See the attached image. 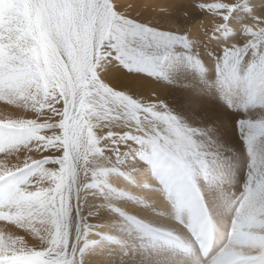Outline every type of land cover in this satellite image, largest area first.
Segmentation results:
<instances>
[{"label":"snow or ice","instance_id":"snow-or-ice-1","mask_svg":"<svg viewBox=\"0 0 264 264\" xmlns=\"http://www.w3.org/2000/svg\"><path fill=\"white\" fill-rule=\"evenodd\" d=\"M192 7L219 21L202 50L119 0H0V101L34 115L0 119L17 156L0 160V221L30 237L0 230V264H181L191 241L208 252L210 204L234 214L206 264H264V16L237 28L248 0ZM229 124L251 155L239 193Z\"/></svg>","mask_w":264,"mask_h":264},{"label":"bare ground","instance_id":"bare-ground-1","mask_svg":"<svg viewBox=\"0 0 264 264\" xmlns=\"http://www.w3.org/2000/svg\"><path fill=\"white\" fill-rule=\"evenodd\" d=\"M199 2L213 3V2H217V0H119L120 10L128 12L131 16H136L144 20H152L153 22L159 20L162 26L165 28H172L174 31H179V32L187 31L188 33H190V36L193 40L200 42V46L202 50L203 46L209 43L208 37L205 36L204 33L208 32L210 35L211 30L215 27V25L219 21L212 14L202 13L198 9L194 10L192 5L194 3H199ZM224 2L231 3L234 2V0H224ZM248 4H249V8L244 12L240 11V9H237L235 12L232 13V20L230 21V23H232L234 27L238 28L240 24L250 23L253 16H264V7L261 6L264 5V0H248ZM161 8H166L167 11L163 12L161 11ZM230 35H234L235 37H237L238 40L243 39V37H239L240 35L239 31H236ZM233 42L236 41L229 40L228 44H231ZM211 46L213 48L217 47L215 43H213ZM223 47H224L223 44L219 45L220 49H222ZM0 54H2V49H0ZM137 75H142V73L138 72ZM160 82L161 81L154 82L153 84H151L150 87L156 91H160L164 85L162 84V82L161 83ZM7 118H14V119L34 118V115L32 113L25 112L23 109L17 108L15 105H10L5 103L4 101H0V119H7ZM231 146L232 145H230V147ZM262 152L260 154H262ZM18 155L22 157L24 153L22 152L19 153ZM0 160H4L5 163L11 166L12 164L17 162V156L0 155ZM140 167H144V165L141 164ZM30 175L31 174L28 173V176ZM26 178L27 176H21L19 178L13 177L10 179L13 182H19ZM230 180L231 179H229V181ZM197 182L199 183V181ZM245 182L246 181L241 182L240 185L241 190ZM6 187H7V183H5V185H0V189H6ZM238 188L236 189L233 188V190L236 193H239L241 190L240 189L237 190ZM122 204L131 206V203L127 200L122 201ZM215 207L216 206L214 204L209 205L211 218L213 220L214 225L216 226L219 235V241H222V243H224L225 246L228 238L224 239L223 235L229 232L231 218L232 215L234 214V205H228L222 208L218 207L219 212L215 211ZM89 220L90 223L99 222L98 217H90ZM0 230H3L6 234L11 233L14 235H20L25 237L26 240H30V237H28V235L24 233L23 230L18 229L13 225H8L2 221H0ZM89 258L95 259L94 257H89ZM197 260L198 257L195 254L189 252L186 256L182 258L181 264H197Z\"/></svg>","mask_w":264,"mask_h":264},{"label":"rangeland","instance_id":"rangeland-1","mask_svg":"<svg viewBox=\"0 0 264 264\" xmlns=\"http://www.w3.org/2000/svg\"><path fill=\"white\" fill-rule=\"evenodd\" d=\"M245 10H247V9L240 10V11L244 12ZM193 75L194 74H189L187 72L181 73V74L176 76V83L175 84L167 85L163 81H161V82H162V84H164L163 88L182 87L183 85L192 82ZM214 77H215V73L213 72L212 73V78H214ZM189 79H190V81H189ZM241 95L243 96V94H241ZM233 115L235 116L236 114L233 113ZM263 141H264V138H260L256 142V144L253 146V148H254L253 150H254L255 154H257L259 156H261V155L264 156V148H263L264 142ZM235 142H237V143H235ZM228 144L232 145L233 147L232 146L230 147V145H228ZM227 147L229 149H231L230 152L226 153V155L230 158V161H231V171H230V174H229V179H231L230 183H231V185H233V188L236 189V188H238L241 185V182L247 180L246 178H247L248 172H249V165H250L251 155L249 153L248 148L243 144V141L240 139L239 131L234 127V125H231V124H229V127H228ZM262 150H263V152H262ZM261 152H262V154H260ZM239 189L241 190V186L237 190H239ZM215 211L219 212L218 207H215Z\"/></svg>","mask_w":264,"mask_h":264}]
</instances>
